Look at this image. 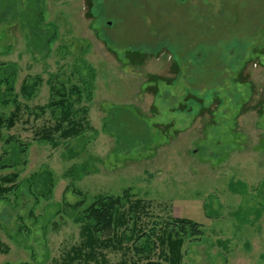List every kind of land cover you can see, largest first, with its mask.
<instances>
[{
    "label": "rangeland",
    "instance_id": "obj_1",
    "mask_svg": "<svg viewBox=\"0 0 264 264\" xmlns=\"http://www.w3.org/2000/svg\"><path fill=\"white\" fill-rule=\"evenodd\" d=\"M9 4L0 80L13 73L14 89L0 84V115L20 111L0 147L4 159L7 139L28 148L0 170L19 178L0 199V264H67L80 248L73 264H85V210L127 190L147 203L138 227L202 225L200 235L186 229L181 264H264V0ZM30 8L52 37L45 50L30 44ZM60 91L85 126L67 140L55 131L60 112L41 110ZM48 131L54 142L41 139ZM146 245L151 261L167 264L156 239ZM101 253L107 264L148 261L121 248Z\"/></svg>",
    "mask_w": 264,
    "mask_h": 264
},
{
    "label": "trees",
    "instance_id": "obj_2",
    "mask_svg": "<svg viewBox=\"0 0 264 264\" xmlns=\"http://www.w3.org/2000/svg\"><path fill=\"white\" fill-rule=\"evenodd\" d=\"M9 3L10 0H0L1 16L6 14L4 7L10 5ZM32 11L30 8L23 17L30 29V36L32 37L30 44L35 50H45L51 43L52 37L48 32L45 33L40 29L39 22L32 23V19H34L30 13ZM1 68L6 73H9L10 70H15V67H5V65H2ZM7 77L1 79L0 84H3V80L6 81V85L9 87L8 90L12 91L14 88L10 85V80L13 77V73L7 74ZM34 88V85L26 84L22 90L29 95L33 92ZM59 94L62 98L50 102L48 105L42 107L41 110L42 112H46V108H50L60 112V119L55 127V131L60 133L61 139L67 140L80 135L85 130V126L83 122L75 119L76 110L74 103L69 101L66 94H61V91ZM70 94L72 96L77 95L79 97L78 102L81 101L79 87H72ZM19 111L20 106L18 105L9 119H5V117L0 115V142L3 140V131L5 129L10 130L16 125ZM65 124H67V127H65ZM41 139L54 142L53 133L48 131L42 135ZM3 145L10 147L11 155L9 158L4 159L2 157V147H0V170L8 168L7 164L12 161L19 163L21 156L27 152L28 148L12 138L5 140ZM13 167L14 165L10 168ZM18 179V174H0V199H4L18 190ZM146 204L142 199H138L135 194H132L130 190H127L122 196H106L96 200L94 204L88 207L85 210V217L83 219L84 226L82 228V234L86 240L84 248L89 250L84 256L86 260L85 264H90L93 261L96 262L95 264H107L103 260L104 256L101 252L102 249L109 247L114 250L121 248L122 250H127V252L133 251L139 259H147L146 264H156L146 256L150 255L147 253L146 243L150 244L153 239H156L157 243H159L158 258L165 257L167 264H181L183 257L182 248L185 242L184 237L187 236L186 229H191L192 236L200 235L202 225L190 219L179 218L165 225L154 223L147 230L142 225L138 227L141 220V213L147 214ZM130 223H134L132 229L129 227ZM177 225L181 228L180 233L172 229ZM157 227H160L159 231ZM143 240L145 241L144 244L141 243ZM126 242H131L133 245H124ZM4 252L7 251L4 250L0 242V254ZM81 253V248L75 249L73 254L68 255L67 261L69 263L67 264H73L75 260L81 257ZM98 255L102 259L100 262L97 260Z\"/></svg>",
    "mask_w": 264,
    "mask_h": 264
}]
</instances>
